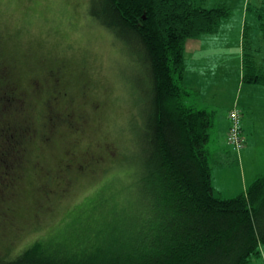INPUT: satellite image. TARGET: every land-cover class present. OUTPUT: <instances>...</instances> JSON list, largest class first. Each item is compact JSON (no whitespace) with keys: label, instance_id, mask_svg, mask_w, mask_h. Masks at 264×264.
I'll return each mask as SVG.
<instances>
[{"label":"trees","instance_id":"trees-1","mask_svg":"<svg viewBox=\"0 0 264 264\" xmlns=\"http://www.w3.org/2000/svg\"><path fill=\"white\" fill-rule=\"evenodd\" d=\"M204 1L89 0L85 15L123 47L119 79L134 109L123 136L127 145L105 143L104 153L81 146L87 111L75 105L92 94L93 81L81 73L84 81L74 84L77 73L64 58L34 63L23 53L22 63L16 51L14 57L8 52L11 36L0 30V264L258 262L264 248V174L236 197L217 196L208 147L214 115L185 102L187 43L216 33L230 15L229 7L207 8ZM255 16L244 22L242 78L264 85V64L256 59L262 55L264 15ZM101 103L92 102L95 114ZM57 137L65 157L53 167L45 155L57 149ZM117 161L129 170L123 178L131 182L121 190L126 200L117 202L112 180L103 179L79 214L13 250L28 223L17 202L29 176L36 228L58 190L87 175L93 179Z\"/></svg>","mask_w":264,"mask_h":264},{"label":"rangeland","instance_id":"rangeland-1","mask_svg":"<svg viewBox=\"0 0 264 264\" xmlns=\"http://www.w3.org/2000/svg\"><path fill=\"white\" fill-rule=\"evenodd\" d=\"M204 5L207 8L218 6L230 8V15L220 23L217 32L202 37L211 48L223 49L227 53L229 63L218 67L216 59H210L208 55L186 54L189 69L187 70L186 67L184 87L190 94L185 102L190 106L205 109L217 115V118H222V116H229L231 101L234 97L231 95L235 91L239 94L242 87L249 84L243 81V62H240L238 66L239 62L236 61L235 55L238 58L239 51L235 47L237 42L240 45L238 34L241 31L240 36L243 37L245 20L253 22L255 15L261 13L264 15V0H205ZM88 8L89 0H0V30L11 36L8 41V52L13 56L16 51L20 58L16 57L22 63L26 61L22 58L23 53L31 54L34 63L45 60V58H64L61 60L73 65L77 73L74 84L84 81L80 80L81 73L88 76L89 82L93 81L95 88L92 94L80 96V99L76 101L78 104L75 105L76 107L83 106L87 111V138L81 146L84 150L91 145L95 151L104 153L105 143L113 142L114 146L120 147L118 140H122L121 143L126 144L127 141L125 142L123 136L127 137L125 132H127L126 128L129 126L134 109L132 104L129 105L128 96L124 92L126 90L119 79L120 77L123 79L119 61V51L123 47L114 44L110 32L85 15ZM252 8L254 11H251ZM22 20L26 23L24 24ZM28 20H33V22L29 23ZM254 34L252 29L250 37ZM211 41L217 42L211 44ZM45 42H47V47H45ZM220 42H227L231 46L223 47ZM260 46L263 55L264 43H260ZM240 59L241 56L238 60ZM114 67L119 75L115 73ZM200 78L208 79L209 82L202 81ZM211 82L215 85H212L210 90L206 84L211 85ZM95 99L102 102L101 109L96 111V114L92 104ZM210 134L208 147L212 155L210 162L216 195L222 198L236 197L243 193V190L249 187L256 177L264 174V141L251 148L241 164L237 159L231 160L226 153V150L236 152L232 147L224 141L225 145L221 143L219 146L214 145L212 130ZM246 135V139L250 142L252 135L249 136L247 132ZM64 136L67 135L64 133ZM61 137H57V149L44 154L47 164L53 167L65 157L61 151L63 148L59 140ZM217 150L219 153H216ZM110 163L107 166L108 169L105 167L102 169L106 172L101 171L93 179L87 175L74 184H70L65 192L58 190L60 196L50 203L53 205L51 212L43 213L42 221L36 228L33 225L35 208L31 210L29 208L36 201V193L30 185L33 179L29 176L24 187V198L17 202L19 216L26 219L28 223L25 224L20 237L14 242L13 250L16 251L40 235L63 226L72 216L79 214L80 209L86 206L92 195L94 196L98 183L111 179L112 185L116 188L117 202L126 200L125 198L129 196L121 190L124 188V183L128 187L131 182L130 178H123L125 172L128 174L129 170L121 169L120 161ZM257 173L258 176H256ZM121 194L120 198L118 195ZM15 233H17L16 230L9 231L10 237L14 238L12 236ZM262 258L261 260L259 258L258 261H260L256 264H264Z\"/></svg>","mask_w":264,"mask_h":264},{"label":"crops","instance_id":"crops-1","mask_svg":"<svg viewBox=\"0 0 264 264\" xmlns=\"http://www.w3.org/2000/svg\"><path fill=\"white\" fill-rule=\"evenodd\" d=\"M241 32L238 34L240 45L237 42V46L235 47V49L239 51L238 58L234 54L236 57V61L239 62L238 66L240 65V62H242L243 60L242 59V49H243L242 39L243 37L240 36ZM214 42H217V41H211V44ZM220 43L222 44L223 47L231 46L227 42H220ZM254 44H253V47L255 46ZM240 50H241V53H240ZM186 54H197L199 56L201 54L208 55L210 59H216L218 67L219 65L221 67L225 63H229L228 58H227V53H225L223 49L215 50L211 48L209 46V43L206 42L205 38L190 40L186 45ZM256 55L258 54H255L254 56L255 58H256ZM240 56H241V59L238 60ZM256 59L260 63L264 64V54L262 56H258ZM238 66H237V70H238ZM188 67L189 65H188V60H187V70L189 69ZM237 74H238V71H237ZM200 79H202V81L209 82L208 79H203V78H200ZM212 85H215V83L211 82V85L206 84L207 88L210 90L213 87ZM231 96H234L231 101L232 102L231 109L237 107L241 109V111L243 112V131H244V137L246 140L247 147L245 146L246 148H243L242 150L236 151V152H232L231 150H226V153L230 156L231 160L237 159L239 160V162H241L242 159L248 155L251 148H254L255 146L259 145L261 141H264V85H261V84L259 85L256 83H249L248 85H245L242 87V90L239 92V94H237V91H235ZM228 119H229L228 116L226 117L222 116V118L221 117L217 118V115H214V121H213V125L211 126V130H212V135L214 137V145L216 146H219L220 143L223 145H225L224 143H226L228 146H230L227 140V134H228V129H229ZM220 132L222 133L220 134ZM246 132L249 134V136L252 135L251 137L252 139L250 142H248V140L246 139L247 138ZM216 153H219V150H217ZM260 175L258 176V173H257L256 176L258 177H256L254 180L261 177L263 174L261 176ZM252 179L253 178H251V180ZM247 188L248 187H246L243 191H246ZM262 256L261 258L262 260H264V248L262 249Z\"/></svg>","mask_w":264,"mask_h":264},{"label":"built area","instance_id":"built-area-1","mask_svg":"<svg viewBox=\"0 0 264 264\" xmlns=\"http://www.w3.org/2000/svg\"><path fill=\"white\" fill-rule=\"evenodd\" d=\"M230 129L228 131L229 144L237 151L242 150L246 145V140L242 132V112L241 109L232 108L229 113Z\"/></svg>","mask_w":264,"mask_h":264}]
</instances>
